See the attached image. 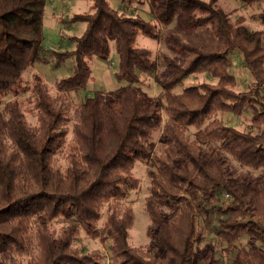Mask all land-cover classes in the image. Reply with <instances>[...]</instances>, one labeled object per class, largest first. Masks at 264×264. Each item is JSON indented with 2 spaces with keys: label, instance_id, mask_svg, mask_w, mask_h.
<instances>
[{
  "label": "trees",
  "instance_id": "trees-1",
  "mask_svg": "<svg viewBox=\"0 0 264 264\" xmlns=\"http://www.w3.org/2000/svg\"><path fill=\"white\" fill-rule=\"evenodd\" d=\"M47 1L0 0V264H104L99 249L80 252L73 247L80 229L109 246L108 264H221L214 244L197 249L211 231L226 244L228 264H264L263 31L250 30L241 16L231 22L217 0H148L152 21L120 13L108 0H91V12L71 18L85 23L83 32L71 38L73 49L53 55L57 64L72 59L73 69L54 82L52 95L39 74L30 82L23 77L41 61ZM242 1L251 5L261 0ZM175 17L182 28L207 25L220 48L205 51L166 33V46L181 60L163 55L168 73L155 78L160 92L151 96L140 83L142 75L156 73L157 62L136 40L139 35L158 40L159 26ZM250 17L264 26V7ZM113 50V78L119 87L86 96L70 117L63 103L66 94L84 89L93 58L107 62ZM234 51L254 78L244 91L234 90L229 58ZM193 74H207L216 83L174 91ZM28 91L36 111L34 126L17 100L4 101L8 94ZM244 112L250 113L247 131L216 117ZM189 127L195 128L194 140L186 134ZM159 129L163 145L157 154L152 133ZM69 131L61 171L53 167V158ZM216 147L263 173L253 180L234 178ZM136 162L153 167L147 170L144 203L147 248L130 245L134 213L124 204L139 185L132 173ZM223 192L230 198L223 199ZM55 221L61 222L58 231L51 229ZM241 235L261 245L236 248Z\"/></svg>",
  "mask_w": 264,
  "mask_h": 264
},
{
  "label": "rangeland",
  "instance_id": "rangeland-1",
  "mask_svg": "<svg viewBox=\"0 0 264 264\" xmlns=\"http://www.w3.org/2000/svg\"><path fill=\"white\" fill-rule=\"evenodd\" d=\"M207 1V0H203ZM109 4L118 10L120 13L140 16L144 20L152 21L149 13L148 0H108ZM217 7L223 9L229 15L231 22L241 16L244 18V25H246L252 31L262 30L264 33V26L259 23L258 20L252 19L250 16L257 9L256 7H249L239 3L238 0H217ZM258 11L259 8L257 9ZM92 11L91 0H48L43 14V52L41 54V61L32 64L24 73V81L30 82L33 74H39L45 84L48 87L49 92L54 95V82L58 79L65 78L71 74L73 69V60L67 59L57 64L54 60V54L57 52H63L73 49L74 45L71 41L72 37L79 36L84 28V22H74V14L86 13ZM159 25V24H158ZM160 27V38L154 40L143 35H139L136 40V44L139 47H144L150 50L152 57L157 62V71L153 75H142V82L140 87L151 96H156L160 92V87L155 81L156 77H165L168 73L167 69L163 65V55L172 57L177 61L181 60V57L176 52L170 50L163 37L166 33H174L181 37L183 40L191 45L199 46L205 51H213L220 48L219 42L213 36L207 25H199L196 28H182L178 23V17H175L168 25ZM114 49V44H112ZM232 62L231 73L235 78L234 90L244 91L252 84H254V78L249 73L248 69L242 63L241 54L238 51H234L229 56ZM97 60L92 64V74L84 89L77 92H71L66 94L63 103L68 109V115L71 117L73 110L84 100L86 96H91L95 91H109L119 87V83L115 82L113 74L116 69L117 56L115 51H111L110 58L107 62ZM93 63V62H92ZM95 66V68H94ZM105 73V79L99 76V73ZM212 83L215 84L216 80L209 77L207 74H193L183 80L181 86H177L174 91L180 92L183 87L194 85L198 83ZM124 83V82H122ZM17 100L21 109L25 115L26 121L31 125H36V111L33 107V100L31 93L23 92L18 96L8 94L4 97V101ZM1 109V107H0ZM165 118V115H163ZM216 117L227 125H232L239 130L247 131L251 129L250 125V113L244 112L241 115L235 116L230 113H217ZM67 129H71V122L67 124ZM195 128L189 127L186 134L190 140H194ZM152 139L155 142L156 153L162 152L163 141L161 139V131L156 130L152 133ZM71 140L70 131L67 133L65 144L55 154L53 158V167L63 171L66 167V154L69 149V143ZM216 153L221 158L227 160L228 166L232 172V175L236 179H248L253 180L263 173L262 169H252L241 165L238 161L233 159L228 153L218 150L216 147ZM153 169L150 165H145L141 162H136L132 173L138 178L139 185L135 190H131L128 197L124 200V204L131 206L134 213V221L131 229L129 230V243L132 247L147 248L150 244L146 234V230L149 224L148 216L144 209L145 198L149 194L148 186L150 185V179L147 175V170ZM223 199L230 198L227 192H223ZM212 210V209H210ZM105 220V215L100 219L98 225L101 226ZM216 221V216L213 215V224ZM211 224V228L212 225ZM61 226L60 221H55L51 229L58 231ZM208 243L214 244L218 248L217 257L222 262L221 264H228L229 258L225 255L223 248L226 244L221 243L215 236L214 232H208L204 234L203 241L197 246L198 250L204 248ZM72 245L80 252H89L94 249H99L104 257V264L109 262L108 245H102L99 240L89 238L85 232L80 229L73 239ZM236 248L240 246H258L261 245L257 240L250 238L246 235H241L235 242Z\"/></svg>",
  "mask_w": 264,
  "mask_h": 264
},
{
  "label": "crops",
  "instance_id": "crops-1",
  "mask_svg": "<svg viewBox=\"0 0 264 264\" xmlns=\"http://www.w3.org/2000/svg\"><path fill=\"white\" fill-rule=\"evenodd\" d=\"M239 1V3H241V4H243V5H247V4H245L242 0H238ZM249 7L251 6H253V7H256L257 9L259 8V10L261 9V8H263L264 7V0H261V1H259V2H257V3H254V4H251V5H248ZM255 10V12L254 13H256V12H258V10ZM253 13V14H254ZM245 22V21H244ZM95 61H97V60H93V64H94V62ZM94 68H95V66H94ZM97 77H100V80H101V77H102V80H103V78L105 79V73L104 72H102L101 74L99 73V76H97Z\"/></svg>",
  "mask_w": 264,
  "mask_h": 264
}]
</instances>
